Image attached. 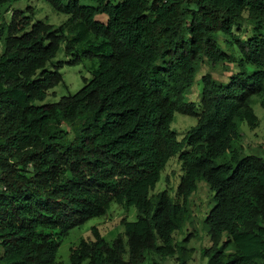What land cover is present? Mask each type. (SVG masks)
<instances>
[{
	"label": "trees",
	"instance_id": "16d2710c",
	"mask_svg": "<svg viewBox=\"0 0 264 264\" xmlns=\"http://www.w3.org/2000/svg\"><path fill=\"white\" fill-rule=\"evenodd\" d=\"M16 1L0 0V264H56L68 232L110 203L134 208L135 221L109 243L92 227L68 264H143L147 253L188 264L173 234L198 181L213 199L205 264L264 263V147L243 156L239 132L264 110V0H41L66 16L58 26L19 10L7 19ZM60 48L63 64L52 62ZM82 62L76 93L34 104L62 65ZM204 62L234 71L226 84L200 77L195 112L182 95ZM175 113L195 119L179 140ZM171 158L175 190L150 194Z\"/></svg>",
	"mask_w": 264,
	"mask_h": 264
},
{
	"label": "rangeland",
	"instance_id": "374dc122",
	"mask_svg": "<svg viewBox=\"0 0 264 264\" xmlns=\"http://www.w3.org/2000/svg\"><path fill=\"white\" fill-rule=\"evenodd\" d=\"M84 4L89 2L82 1ZM28 7L29 9H26ZM11 10L23 11L26 15L32 12V21H42L52 26H58L65 19L66 16L60 13L54 12L46 3L41 0H18L12 4L10 11L7 12L4 17L8 19ZM96 21L105 23V17L103 15L96 16ZM249 27L245 29V32L241 37H247ZM217 43L220 47L224 48L223 39L221 36L216 37ZM1 51V41H0ZM66 61L63 53L60 50L56 53L52 62ZM87 63L82 62L80 64L68 66L62 65L58 69L61 75L62 82L52 89L48 90L47 95L42 101L34 102L35 105H42L48 103H54L58 101L60 97L72 95L76 93L83 85V79H88L89 75L86 71ZM234 68L232 65H217L214 68H210L206 63L199 65L198 71L194 76L191 86L184 92L183 100L187 103H193L195 112H198L197 104L200 92V77L204 74H209L211 78L219 83L226 84L230 75L233 73ZM253 112L257 117V126L254 129H247L246 126L240 125V146L242 155H255L261 156L262 149L264 147V110L258 106H254ZM195 119L192 117L183 116L180 114H173L172 120L169 125V129L176 135V139L182 138L185 130L192 126ZM64 128V127H63ZM179 168L175 161V158L169 159L162 172L160 173L159 181L155 184L154 189L150 194H156L157 192L167 189L169 195H172L178 182ZM188 204L191 211L190 221L185 223L183 227L173 234V239L177 243L183 242L185 248L191 250L188 258V264H205L207 258L201 257V251L207 249L210 246L208 237L206 235V229L202 223L205 215L209 212L213 206L212 193L209 192L206 184L202 181H198L195 191L188 198ZM127 222H134L136 219V213L134 208H125L114 203H110L105 215L98 218H92L77 228L70 230L66 237H64L56 252V264H68L67 254L70 246L76 245L79 240L91 239L90 229L96 228L100 237L109 243L115 236L122 232V228L119 225L121 220ZM187 241H183L185 239ZM185 242V243H184ZM175 264L173 258L164 260L157 259L152 253L145 255V262L143 264ZM264 264V263H262Z\"/></svg>",
	"mask_w": 264,
	"mask_h": 264
}]
</instances>
